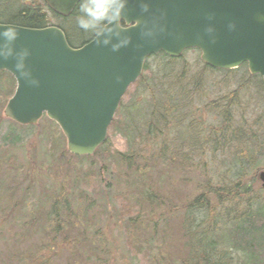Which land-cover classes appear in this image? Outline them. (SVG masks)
<instances>
[{
  "label": "rangeland",
  "instance_id": "obj_1",
  "mask_svg": "<svg viewBox=\"0 0 264 264\" xmlns=\"http://www.w3.org/2000/svg\"><path fill=\"white\" fill-rule=\"evenodd\" d=\"M0 3L4 5L0 19L6 20L8 6L16 13L25 7H42L50 24L66 29L76 47L93 38L77 24L80 6L66 20L53 16L45 0ZM181 58L175 70L188 69L200 81L193 103L199 110L196 118L203 143L199 153L189 151L178 157L174 149L182 141L181 132L186 144L196 140L187 122L174 124L175 130L166 138L170 149L164 154L159 149L162 139L158 137L156 145L146 138L145 128L126 135L127 120L117 116L119 110L114 121H120L110 125L107 144L87 158L74 156L64 132L47 115L28 126L6 116L7 99L17 81L10 73L14 88L10 81L0 80V264H197L200 240L208 243L215 235L208 232L219 220L215 213L217 217L221 212L248 211L246 195L220 203L215 190L240 181L251 187L250 193H262L253 203L254 210L262 209L263 78L252 75L246 63L231 72L206 68L199 49H187ZM233 90L239 99L231 95ZM135 91L133 84L122 100L124 106L137 97ZM141 133L147 141L140 140ZM131 142L139 152L128 164L120 154L132 153ZM148 190L159 196L157 202L145 197ZM203 193L210 194L212 213L197 210L195 227L199 228L192 229L190 204ZM56 199L62 202L59 217L51 212ZM216 229L225 238L235 235L238 242L252 243L256 250L247 255L250 263L264 264V216L231 220ZM258 229H263L259 246L253 235ZM56 236L58 243L47 245ZM67 237L72 245L64 249ZM240 253L244 252L233 255ZM217 262L226 263L221 256Z\"/></svg>",
  "mask_w": 264,
  "mask_h": 264
},
{
  "label": "water",
  "instance_id": "obj_2",
  "mask_svg": "<svg viewBox=\"0 0 264 264\" xmlns=\"http://www.w3.org/2000/svg\"><path fill=\"white\" fill-rule=\"evenodd\" d=\"M46 1L64 16L80 2ZM142 3L148 4L146 12ZM126 17L131 42L119 51L97 46L94 37L74 48L59 27L15 25L16 48L31 49L27 63L40 84L30 86L18 79L14 59L0 58V71H8L17 81L6 116L28 125L46 114L64 132L72 154L92 155L106 142L124 94L153 54L164 51L174 57L199 48L208 66L230 70L247 62L251 74L264 79V0H129ZM230 24L235 27L230 29ZM208 26L215 31L205 32ZM213 36L215 42L210 40ZM260 179L264 189V171Z\"/></svg>",
  "mask_w": 264,
  "mask_h": 264
},
{
  "label": "trees",
  "instance_id": "obj_3",
  "mask_svg": "<svg viewBox=\"0 0 264 264\" xmlns=\"http://www.w3.org/2000/svg\"><path fill=\"white\" fill-rule=\"evenodd\" d=\"M2 3H0V12L2 10V7L4 6ZM80 6V5H79ZM78 6V7H79ZM78 7L73 11L78 9ZM8 9L4 12L6 20L0 19V22L8 23V24H16L20 26H26L30 28H45L50 24V18H48L49 14L47 11H45L42 7H25L19 12L16 13L14 8ZM51 13L53 16H59L55 12L52 11ZM72 13V14H73ZM71 14V15H72ZM66 20H68V17H65ZM62 28V27H61ZM63 29V28H62ZM67 35V39L69 40L70 45L76 47L73 44V40H71L69 32L64 29ZM82 30V29H81ZM73 35L76 38L78 34H76L75 30L72 28ZM78 39V38H76ZM81 41V39H79ZM182 57V56H181ZM181 57H170L165 52H161L156 55H151V57L147 58V61L145 63L143 74L141 77L135 82L136 85V91H135V97L132 99L129 105L124 106L123 101L120 104V109L118 111V115H122L127 120V124L125 126L124 133L127 135L129 133H132L133 131H137L140 127L145 128L146 130V138L153 139L154 142L159 140L158 137L161 140V146L160 150L164 154H167L168 149H170V143L168 142V134L172 133L173 130H175L174 124L178 125L177 123H184L187 122L188 126H190V129L193 130V134L196 137L195 142L186 144V138L182 137L183 133L179 132L181 136L182 141H178V143L175 144V155L178 157L179 154L188 155L189 151H192V153H199L202 150V143H203V132L201 133L200 126L197 124V118L196 113L199 111L197 108H194L193 99L197 97L199 93V84L200 81L196 80V78H192L189 75L188 69L182 70H175V66L182 60ZM152 60V62H151ZM151 62V63H150ZM206 68H209L210 66L204 65ZM212 68V67H210ZM215 69V68H212ZM217 70V69H216ZM225 72H231L232 70H224ZM218 70V71H221ZM252 77V76H250ZM5 79L7 82L10 81L11 88L15 87L13 77L7 72V71H0V80ZM13 80V81H12ZM15 92V88L11 95L8 97L10 98ZM129 93V90L128 92ZM231 95L237 97L238 93L236 90L231 92ZM8 98V99H9ZM240 96L238 95V99ZM7 99V100H8ZM141 117L140 124L137 123L138 118ZM131 120V123L129 124L128 121ZM120 119H116L112 126L115 127L119 123ZM16 123V122H14ZM17 124V123H16ZM123 133V134H124ZM127 137V136H126ZM140 140H144V137L141 135L139 136ZM179 138V137H178ZM132 140H134L132 138ZM147 141V140H144ZM134 142V141H133ZM107 144V141L106 143ZM103 144V145H104ZM103 145L99 146L98 149H100ZM138 145V144H136ZM132 153H121V157L123 156L125 161L128 164L131 163V159H133V155L138 151V146H134L131 142ZM98 149L95 151V154L97 153ZM94 154V155H95ZM75 156V155H74ZM87 156H82L87 158ZM80 157V156H78ZM171 157V155H170ZM241 175V174H240ZM235 181H231L228 186L225 185V187H222L223 189H217L215 190L217 194L220 195V203L226 202L227 199L232 198L235 199L237 197L244 198V195L247 196V204H248V211L243 210H236L232 214V212H227V214H217L213 216L214 218H219V220L215 219V223H212V229L208 230V232L213 231L215 235L211 239V242L204 243V240H200L198 248H200L198 255L201 257V259L197 262V264H218V256L225 258V264H255L254 262L250 263L247 255L251 254V252H254L256 249L253 248V245L251 243L250 246L246 245V243L242 241H237V237L235 235H228L227 238H225L224 234L221 233L220 229H216L217 227L225 226L228 223L232 221L237 222L238 220H243L245 217L255 216V217H261L264 216V206L259 211L254 210L253 207L255 204H253L255 201H259L262 197V193H250L252 192L250 186H243L240 181H238L236 184ZM150 190V189H149ZM146 191L145 197H148L149 200L153 202H157L158 197L155 195L152 191ZM224 190V191H223ZM243 193V194H242ZM61 201L58 199L54 200V203L52 205V215L54 214L59 217V207L61 205ZM239 204V203H237ZM191 209L190 211L193 212L192 216H189L190 219H193V222L191 223L192 229L199 228V225L195 227L196 224V217L197 210L198 211H204L209 210V213L211 212V198L210 194L203 193V195H199L196 199L192 201ZM222 205V204H221ZM226 217L224 220L223 218ZM221 218V219H220ZM59 220V218H58ZM224 220V221H223ZM262 230L258 229L255 230L253 235L257 236V246L261 245L262 241ZM63 233V231H62ZM70 237L65 238V247L64 249L68 248V245L71 246L72 242L70 240ZM58 243L57 236L55 239H53L51 242H49L47 245H56ZM78 244V243H77ZM256 246V247H257ZM237 252H244L243 254L240 253L233 255V253ZM36 258V257H34ZM220 259V258H219ZM222 261V260H220ZM39 264H44L43 261L39 262Z\"/></svg>",
  "mask_w": 264,
  "mask_h": 264
},
{
  "label": "clouds",
  "instance_id": "obj_4",
  "mask_svg": "<svg viewBox=\"0 0 264 264\" xmlns=\"http://www.w3.org/2000/svg\"><path fill=\"white\" fill-rule=\"evenodd\" d=\"M129 0H80V15L77 17V24L80 29L90 32L94 36L97 46H111L112 51H119L127 47L131 42L128 36L126 21V10ZM142 10H148V4L142 3ZM230 24L229 28H234ZM215 31L208 26L205 32L211 34ZM19 36L18 28L15 25L0 24V58L7 61L14 59V68L19 74L18 79L23 78L30 86H39L40 80L33 75L32 68L27 60L31 55L29 47L16 48V40ZM202 39V37H197ZM215 42L216 37L210 39ZM16 74V73H15Z\"/></svg>",
  "mask_w": 264,
  "mask_h": 264
}]
</instances>
